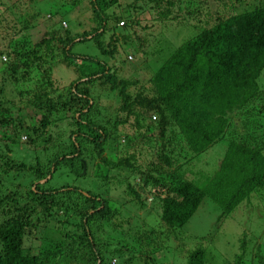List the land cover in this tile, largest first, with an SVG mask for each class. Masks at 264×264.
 Segmentation results:
<instances>
[{"label": "trees", "instance_id": "1", "mask_svg": "<svg viewBox=\"0 0 264 264\" xmlns=\"http://www.w3.org/2000/svg\"><path fill=\"white\" fill-rule=\"evenodd\" d=\"M147 1L153 4L158 19L166 22L178 19L177 14L171 15L173 7L186 4L187 13L196 15L208 0ZM83 3L88 12L84 26L90 27H82L80 34L61 29L59 20L55 29L32 43L24 27L22 35L15 40L9 38L4 51H0L6 58L0 61V85L9 88L8 94L24 97L26 105L40 113L36 124L19 126L18 132L28 138L33 151L41 148L44 156L42 162L35 157L34 164L25 167L6 153L0 155L2 173L12 178L26 173L35 181L24 192V206L14 207L15 214L0 223V264H110L113 258L116 264H131V258L136 263L141 259L142 264H151L152 255L167 249L168 237L176 240L177 232L204 198L218 205L219 222L251 196L264 194V94L257 83L264 70V0L241 12L226 8L225 14L212 17L211 24L195 27L196 35L178 46L148 77L149 90L137 80L119 78L97 56L73 53L76 45L90 43L96 55L108 61L117 53V42L126 44L128 39L124 31L129 29V14L118 16L112 11L118 0H69L63 6L79 7ZM67 14L58 12L59 17ZM75 23L80 26L77 20ZM110 23L112 26H108ZM55 65L71 68L78 75L68 84L54 83L51 73ZM28 84L34 85L30 92L21 88ZM94 92L114 105L97 108ZM2 94L0 89V129L11 121V105ZM146 119L150 125H144V136L148 137H141L140 142L149 143V155L153 152L154 158L139 166L134 154L125 156V151L118 156V146L113 144L119 128L131 121L134 129H140ZM238 121L240 131H236ZM18 137L10 132L6 140L16 145ZM123 138L126 145L128 140ZM222 139L225 150L213 174L202 185L187 180L183 167ZM4 149L10 151L7 146ZM112 149L114 156L107 157ZM115 169L126 171L121 182L116 183L120 176L107 175ZM47 176L42 186L37 184ZM54 177L73 182L83 179L91 186L83 190L72 182L46 187ZM136 178L140 185L134 182ZM110 181L124 183L127 203L138 210L146 205L140 189L156 199L159 225L145 233L135 227L128 232L130 221H117L120 209L111 207V201L102 196L108 193L104 185ZM11 199L16 202V195ZM86 204L90 207L83 209ZM57 212L77 216L73 226L79 235L70 236L60 227L54 230L60 240L50 243L43 254H24L21 245L30 216L41 213L47 217ZM103 225L116 234L114 244L106 233L100 234V239L94 236ZM245 247L240 240L237 253L226 264H243ZM259 251L258 246L250 264H264V254ZM63 253H77L78 258H64ZM208 258L202 247L183 256L185 264H209Z\"/></svg>", "mask_w": 264, "mask_h": 264}, {"label": "rangeland", "instance_id": "2", "mask_svg": "<svg viewBox=\"0 0 264 264\" xmlns=\"http://www.w3.org/2000/svg\"><path fill=\"white\" fill-rule=\"evenodd\" d=\"M259 1L261 0H208L206 1L207 4L200 6L199 12L196 15H191L192 12L187 13V6L184 4L178 9L175 6L171 10V15L177 14L178 19H168L166 22H163L158 19L153 10V4L147 0H118L117 5L112 8V11L118 16H121L122 13L129 14L127 15L129 16V29L124 31L126 38H128L126 44H122L120 40L117 42V53L114 59L109 58L107 61V58L96 55L97 50L90 43L76 45L72 51L75 54L97 56L101 62H105L108 64V67L113 68L119 78L137 80L145 89L149 90V85L147 86L146 82L148 77L156 71L178 46L196 35L197 28L195 27L200 29L203 24H211L213 22L212 17L214 15L225 14L227 12L226 8L232 7L236 12H241L257 4L260 5ZM66 2L69 3V0H0V51L3 50L9 38L15 40L20 37L22 35L20 31L24 27H27L28 32L26 36L27 38L30 37L32 43L39 42L45 34L51 31L52 27L55 29V22L59 20L61 29H69L71 33L76 35L83 31L82 27L88 29L90 24L84 26L83 20L88 17L85 4L83 3L79 7H73L72 4L67 5V7L63 6ZM132 4L133 7H129ZM57 11L59 13L68 11V14L65 17H59ZM74 19L79 22V27L74 25L76 24ZM130 20H133L132 24ZM117 25L120 26V23ZM108 26H112V24L110 23ZM117 33V31L113 32L115 35ZM108 35L109 33L105 35L104 39L108 38ZM4 59L6 60L1 55L0 61L4 62ZM79 64L76 63V65ZM77 75L78 73L71 68L67 69L62 65H55L51 78L54 83L62 86V84H68L73 81ZM257 83L264 94V70L257 79ZM33 86V84H28L21 88L30 92L33 90ZM0 89L2 90L5 102L7 100L10 102V118L12 121H10L8 126L0 129V155L6 153L11 159H17V161L14 160L15 163L22 162L25 167L26 165H33L36 158L42 162L44 156L42 155L41 148L37 147L36 152L33 151V145L28 143V138L22 132H18L17 129L22 125L36 124L40 119V113L27 106L24 97L19 98L16 95L8 94L9 88L3 85H0ZM22 89L15 91H20L23 94L24 91ZM100 94L97 92L92 93L94 99H97L98 96L97 108L104 109L109 105H114V102H108L104 96L102 99ZM261 118L264 122V111ZM149 122L153 123V119L150 118ZM149 122L146 119L141 122L140 129H134L130 121L127 125L118 129L120 134H118L113 144L114 146L116 144L118 146V156L121 152L125 151L127 153L125 156L129 153L134 154L139 166L143 162L154 158L153 152L152 155H149V143L144 142L141 144L140 142L141 137L145 139L148 137L144 136V132H146L144 125L149 124ZM64 124L66 125V122ZM238 127L239 121L237 122L236 131H240ZM10 132L19 134V137L15 138L16 145L10 144L6 140V136ZM51 132H54V130ZM123 136L128 140L126 143L129 146L128 150ZM131 142L132 146H130ZM4 146L10 148V151H6ZM224 150V139L214 143L201 155L195 157L190 164L183 167L186 170L184 173H187L185 178L196 185L204 184L205 179L210 177L216 170L219 161L223 157ZM113 152L114 149L108 151L105 155L111 158L115 154ZM107 175L120 176V180L116 182L118 183L124 179L123 177H126V171L109 170L107 171ZM14 176L12 178L9 173L4 174L0 169V223L15 214L14 207L22 208L24 206L26 202L24 192L30 183L33 184L35 182L30 180L26 173H18ZM48 178L47 176L44 180L38 181L37 184L42 186ZM138 180L136 178L134 182L138 183ZM127 181L132 182L129 177ZM72 182L70 178L60 177L55 180L54 177L46 187L56 188ZM73 183L83 190L91 186L87 185L83 179ZM113 183L115 182L110 181L104 185L109 190L107 194L102 196L111 201V207L120 209V211L118 210L117 221L121 219L130 221V230L128 232L133 231L132 227L140 229L144 233L147 230L155 229L154 227L159 225V204L157 201H154L156 199L143 193L139 188L142 200L143 202L145 201L146 205L143 210H138L127 203L128 197L123 193L124 183H120L119 185ZM95 184L98 185V183ZM138 184L140 185V183ZM8 194L9 196L7 197ZM12 194L16 195V202L11 199ZM217 206L207 198H204L192 217L177 232L179 234L176 235V240L168 237V241L165 242L167 249H159L152 255L151 259L153 263L151 264H185V260L183 259L185 253L192 252L197 247H202L206 250V259L209 257V264H226L237 253L240 240H244V245L246 246L243 253V264H250L249 260L254 256L258 246L261 248V252H259L264 254V194L251 196L249 201L240 204L228 217L223 218L219 222H216L219 215ZM89 207L90 205L86 204L83 209H88ZM146 213L149 216H146ZM43 218L47 219V221ZM77 219V216L71 214L62 215L61 212L47 217H44L41 213L30 216L27 222L28 229L21 245L23 253L28 256L43 254L45 248L48 245H52L50 243L60 240L57 232L54 231L60 227L67 229L70 236L79 235L77 234L79 231L73 226V224H77ZM99 232L94 236L100 239L99 235L106 233L113 240L109 241L111 245L116 242L114 241L116 234L111 233L107 226L103 225ZM123 232H127V230L124 229ZM62 255L64 258H71L67 256L72 255L78 258L77 253H69L67 255L63 253ZM135 258L137 256H134ZM133 261L131 258V264L143 263L141 259H139L138 263ZM114 263H117L116 258L110 261V264ZM65 264L73 263L65 261ZM147 264L150 263L147 261Z\"/></svg>", "mask_w": 264, "mask_h": 264}, {"label": "water", "instance_id": "3", "mask_svg": "<svg viewBox=\"0 0 264 264\" xmlns=\"http://www.w3.org/2000/svg\"><path fill=\"white\" fill-rule=\"evenodd\" d=\"M82 172H84V170Z\"/></svg>", "mask_w": 264, "mask_h": 264}, {"label": "clouds", "instance_id": "4", "mask_svg": "<svg viewBox=\"0 0 264 264\" xmlns=\"http://www.w3.org/2000/svg\"><path fill=\"white\" fill-rule=\"evenodd\" d=\"M120 25H121V23H120Z\"/></svg>", "mask_w": 264, "mask_h": 264}]
</instances>
